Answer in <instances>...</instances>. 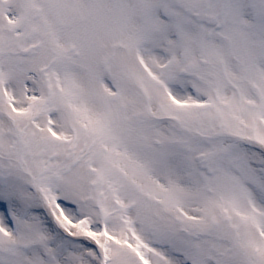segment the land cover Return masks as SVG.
I'll return each mask as SVG.
<instances>
[{
    "label": "snow or ice",
    "instance_id": "1",
    "mask_svg": "<svg viewBox=\"0 0 264 264\" xmlns=\"http://www.w3.org/2000/svg\"><path fill=\"white\" fill-rule=\"evenodd\" d=\"M0 264H264V0H0Z\"/></svg>",
    "mask_w": 264,
    "mask_h": 264
}]
</instances>
